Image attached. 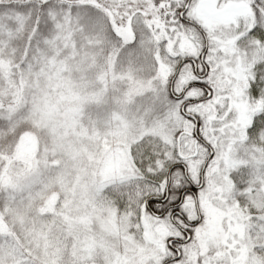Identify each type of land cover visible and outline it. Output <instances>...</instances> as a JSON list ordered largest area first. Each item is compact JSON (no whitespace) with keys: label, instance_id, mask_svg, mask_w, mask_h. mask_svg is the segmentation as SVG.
<instances>
[{"label":"snow or ice","instance_id":"obj_1","mask_svg":"<svg viewBox=\"0 0 264 264\" xmlns=\"http://www.w3.org/2000/svg\"><path fill=\"white\" fill-rule=\"evenodd\" d=\"M0 264H264V0H0Z\"/></svg>","mask_w":264,"mask_h":264}]
</instances>
